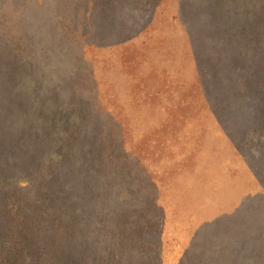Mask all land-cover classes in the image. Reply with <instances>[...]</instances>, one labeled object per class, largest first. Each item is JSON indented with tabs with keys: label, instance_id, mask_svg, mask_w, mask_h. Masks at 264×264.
<instances>
[{
	"label": "rangeland",
	"instance_id": "obj_1",
	"mask_svg": "<svg viewBox=\"0 0 264 264\" xmlns=\"http://www.w3.org/2000/svg\"><path fill=\"white\" fill-rule=\"evenodd\" d=\"M252 8L264 16V0H0V208L4 198L32 202L41 184L58 177L74 184L80 209L77 171H46L64 159L74 169L93 161L98 182L115 181L114 193L103 186L109 195L102 196L94 180L80 179L92 205L83 216L96 219L98 208L146 212L153 201L162 213L149 210L145 219L149 228L161 224V251L144 255L118 233L130 223L118 213L110 222L117 230L97 219L90 234L84 221L74 245L64 232L33 238L8 218L0 222V262L180 264L204 230L197 249L213 245L199 264H261L263 254L219 248L232 242V227L264 218L263 57L242 35L229 40L246 31L244 9ZM47 19L51 26L42 29ZM262 21L247 24L261 30ZM27 184L35 185L30 195ZM50 215L47 226H56ZM114 232L115 261L105 258L118 242ZM38 245L41 259L35 251L12 254Z\"/></svg>",
	"mask_w": 264,
	"mask_h": 264
},
{
	"label": "trees",
	"instance_id": "obj_2",
	"mask_svg": "<svg viewBox=\"0 0 264 264\" xmlns=\"http://www.w3.org/2000/svg\"><path fill=\"white\" fill-rule=\"evenodd\" d=\"M254 8V7H253ZM244 9L245 12L247 13V18H246V31L240 27L238 31H234L229 34V40H234L235 35L239 39V35L243 36V41L245 43H248V47L254 49L258 53H260V56L263 57L262 61L264 63V27L261 28V30H255L256 28L253 27V25L250 23V25L247 24V20L250 18V21H256L258 23L263 22L262 20L264 19V16L262 15L263 11L259 10H254V9ZM45 11L50 12L47 10V8L43 9ZM231 16L234 17L235 20H239L238 18V12L230 10ZM241 16V15H239ZM244 19V18H243ZM36 22V19H34ZM51 20L47 19L45 21H42V29H44L46 26L50 27L51 26ZM49 24V25H48ZM264 26V24L262 25ZM47 27V28H48ZM253 28V29H252ZM249 30L250 35L249 36L246 32ZM230 30H228L229 32ZM260 38V40L258 39ZM256 42H259L258 44L261 43V47L256 48ZM264 76L262 75V79ZM63 150V149H62ZM66 153V151L63 152V154ZM110 159V158H109ZM63 161L64 159H60ZM55 162L53 164H49L47 166L46 171H49L50 173H55V175H64L62 172V168H66L67 173H71L72 171H77L76 174L79 176L78 177V186L77 188V193L80 196L79 202L80 206L78 210L76 208L78 207V201L76 200L74 196V191L72 189L74 188V184H70V181L65 180V179H60L58 177L53 178L50 180L51 182L41 184L38 188V196L34 197L30 201H25V202H19L18 206L21 208H18L17 205L13 204L11 200H8V198L5 200L4 198V208H0V222L7 220L8 218L14 219L15 222L19 221L22 222L25 227L26 231L29 236L33 238H45L46 236L43 235V233L47 232H64V236H67L70 238L69 243L74 245L73 237L74 235L78 234L80 232V229H84L82 227L84 221H86L85 227L90 226L89 232L90 234H95L97 232V222L99 219L100 222L102 223H107L112 227V223L116 219V215L118 213L119 217H122L120 221H127L126 217L129 219L130 223H125L123 222L121 224V229L119 230L118 228V233L122 235L124 239H127L130 241H134V246L132 249H134L136 252H143V255L146 252H151L152 250L156 253H160L161 251V233L162 229L161 224H159L157 227L149 228V224L147 223L146 217L150 212H156L157 214H160L161 216V209L157 207L156 201H153V208H149L146 212H142L140 208H130L129 212L127 213H122L119 212L117 208H98V214H96V219H92L91 216H86L82 214L84 209L81 208H87L89 206H92L91 203H89L88 199L84 196L83 189L80 185V179L83 180L84 182L88 181H93V188L98 191L99 194L102 196L109 195L107 192V188H103V186L109 187L111 191L114 190L112 187L115 185V181L112 180V177L109 179V177L106 178L105 176V181H100L98 182L96 180V176H99V168L97 164H92L93 161H90L86 163L85 166H82L81 168L76 169L72 167H64L65 162L63 161ZM68 168V169H67ZM92 178H91V177ZM72 177V176H70ZM85 185V184H84ZM28 187H24L23 189L25 190L24 192L27 193V195H30L32 192L33 188H35V185L27 184ZM111 186V187H110ZM117 197V196H116ZM114 198V200L116 199ZM32 205H31V204ZM77 204V205H76ZM35 206V208H32ZM28 209V212L23 214V210ZM92 211H96V208H91ZM144 213V214H142ZM49 214L51 222L56 221V226H47V222L49 220ZM136 215L139 216V218H142L143 222H140L141 220H136ZM132 217V218H131ZM133 219H134V224H133ZM71 221V223H69ZM37 222L39 227H35L36 229H33L32 226H34V223ZM128 222V221H127ZM264 223V218L260 217L259 219H251L249 222L241 225V227L238 229V226L233 228V235L234 238L231 240L232 242L226 241L225 243L219 245V248L224 246L226 251L222 253H228L229 255L232 256H237L238 254H243V255H250L252 257H255L257 254L260 256L263 254V259L261 260V264H264V253L261 250V248L257 247V242L259 240H262L264 242V229H261V224ZM108 225V226H109ZM67 226L69 227L68 231H65V228ZM153 227V226H152ZM112 229V228H111ZM116 229V226L114 225V228ZM117 230V229H116ZM151 230V231H150ZM35 231V233H33ZM152 231L157 235V239L152 242H149L148 240V234H150ZM242 232V233H241ZM115 238L118 239V242L114 243L112 245V248L106 247V254L105 258L107 259H112L115 261L118 258V244L120 237L117 235L116 232L113 233ZM207 234V233H206ZM204 236V230L203 232H199L198 230L196 231L188 249L186 250L183 258L180 260V264H196L198 257L200 256V252H203V254L207 253L209 250L212 249L213 243H208L204 246L202 250L197 249V239L198 237ZM205 237V236H204ZM43 241V240H42ZM65 241V240H64ZM230 244V245H227ZM124 246V242L121 244V246ZM217 245V244H216ZM39 250L37 248H33L32 246H29L27 250L23 248H16L14 247L15 250L12 251L13 255H22L24 254H32L34 251L38 253L39 258L43 256L45 253V248L42 245H38ZM18 249H21V252L18 251ZM7 250V248H3L2 251ZM131 250V249H130ZM94 251V250H93ZM92 251V253H93ZM105 251V250H104ZM220 251V250H219ZM200 253V254H199ZM142 254V253H141ZM14 261H16L18 264H38L39 260L34 259L32 261L28 260H21L20 257L16 258ZM13 260H9L8 258H5L0 262V264L7 263V264H13ZM113 263V262H112ZM198 263V262H197ZM200 263H203L200 261ZM199 264V263H198Z\"/></svg>",
	"mask_w": 264,
	"mask_h": 264
}]
</instances>
